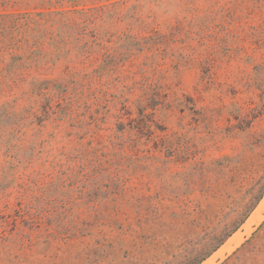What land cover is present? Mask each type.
Wrapping results in <instances>:
<instances>
[{
	"label": "rangeland",
	"instance_id": "obj_1",
	"mask_svg": "<svg viewBox=\"0 0 264 264\" xmlns=\"http://www.w3.org/2000/svg\"><path fill=\"white\" fill-rule=\"evenodd\" d=\"M4 28L0 264H264V0H0Z\"/></svg>",
	"mask_w": 264,
	"mask_h": 264
},
{
	"label": "trees",
	"instance_id": "obj_2",
	"mask_svg": "<svg viewBox=\"0 0 264 264\" xmlns=\"http://www.w3.org/2000/svg\"><path fill=\"white\" fill-rule=\"evenodd\" d=\"M4 19L5 21L3 24L5 25H7L8 23L11 24L10 22L11 19L10 21L6 20V18ZM16 19L13 20L14 24L20 23L22 21L19 18H16ZM26 22L27 24H31V21L28 17L26 19ZM2 35L4 39L0 41V72L1 74H3V76H13V74H15L16 72H23L22 67H24V65L22 64V62H20V64H16L14 62L15 60L21 59L15 55L17 54L18 51H22L23 49L22 40H16L15 36L11 32H9V29L7 28H4L2 30ZM5 39L7 40L9 39V42L6 43ZM30 48L33 49L34 46L31 45ZM31 69H32V66H30L29 69L26 70L27 74L30 73Z\"/></svg>",
	"mask_w": 264,
	"mask_h": 264
},
{
	"label": "bare ground",
	"instance_id": "obj_3",
	"mask_svg": "<svg viewBox=\"0 0 264 264\" xmlns=\"http://www.w3.org/2000/svg\"><path fill=\"white\" fill-rule=\"evenodd\" d=\"M255 215L257 214V213H254ZM249 222V221H248ZM252 222H254V221H252ZM257 223V222H256ZM239 233V232H238ZM235 241V240H234ZM218 253L219 252H217V253H215L208 261H206L205 263H203V264H211L212 262H213V260H214V258L215 257H217V255H218Z\"/></svg>",
	"mask_w": 264,
	"mask_h": 264
}]
</instances>
